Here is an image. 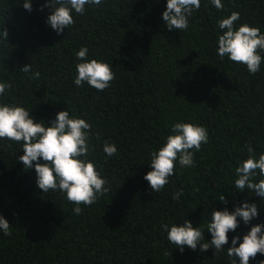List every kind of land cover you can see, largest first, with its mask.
<instances>
[{"label":"trees","instance_id":"1","mask_svg":"<svg viewBox=\"0 0 264 264\" xmlns=\"http://www.w3.org/2000/svg\"><path fill=\"white\" fill-rule=\"evenodd\" d=\"M23 3L0 0V30L8 33L0 38V82L12 85L0 104L23 106L49 126L63 110L86 119L92 126L87 159L108 191L76 214L66 193L38 187L36 162L25 168L19 159L23 142L0 139V215L11 232L0 230V264H232L233 237L239 246L251 227L264 225V198L235 188V168L249 155L245 146L251 142L257 159L264 153V51L254 74L221 59L218 21L238 11L234 27L248 23L264 34V0H221L222 9L201 0L184 31L165 25L167 0H101L82 15L73 10L74 24L59 34L47 23L54 11L48 0H31L30 11ZM81 47L87 59L110 64L115 78L103 91L74 84ZM25 64L31 73L21 70ZM176 122L203 125L208 142L192 150L194 166L177 161L169 182L153 192L144 179L151 153ZM105 143H115L117 154L108 156ZM258 173L255 182L264 178ZM244 201L255 203L258 215L248 223L238 217L219 251L201 252L198 245L181 252L161 227L188 219L210 243L212 213L234 211ZM261 260L258 253L249 264Z\"/></svg>","mask_w":264,"mask_h":264},{"label":"clouds","instance_id":"2","mask_svg":"<svg viewBox=\"0 0 264 264\" xmlns=\"http://www.w3.org/2000/svg\"><path fill=\"white\" fill-rule=\"evenodd\" d=\"M54 11L48 16L47 23L59 34L74 24L72 11L82 15L86 5H100L101 0H48ZM217 9H222L221 0H212ZM201 6V0H167V6L162 13L163 21L169 30H187L188 17L194 10ZM23 7L31 10V0H25ZM240 19L238 11H232L227 18L218 21L220 29L224 30L218 37V55L221 59L225 56L230 61L244 64L250 73L260 70L264 51V34L259 27L248 23L234 27ZM7 29L0 30V38L7 39ZM88 49L81 47L76 53L80 62L76 65L77 75L74 79L76 86H82L85 82L98 91H103L110 86L115 74L110 64L103 60L87 59ZM21 70L31 73V65L25 64ZM40 76L35 72L33 79ZM9 82H0V94L6 88H11ZM91 124L84 118L70 116L68 110L59 111L51 125H46L43 120L37 122L30 115L28 109L16 104H0V139H8L14 142H23V155L19 159L25 168L33 167L37 174V185L43 193L49 190H60L66 193L67 200L77 205L73 211L76 214L82 212L80 205H92L104 195L106 180L101 177L93 161L88 160ZM171 134L167 136L166 143L158 150L151 153L150 164L152 170L147 172L144 179L149 182L153 192L161 191L169 182V177L174 174L176 162L182 167L194 166L193 149L199 151L202 144L208 142V131L200 124L192 122H176L171 127ZM249 153L247 159L235 168V188L243 191L251 190L256 195L264 198V178L259 182L254 177H264V153L258 159L255 157L251 142L245 146ZM103 151L108 156L117 154L115 143H105ZM43 160V163L40 160ZM183 195V189L172 194L174 200H179ZM223 202L224 196L220 197ZM258 215L257 205L244 201L234 211L216 210L212 213V219L207 229L212 235L211 242L204 243V233L200 227H193L190 220L182 224L173 223L170 227L163 224L161 227L167 233V239L183 252L187 246L196 250L206 251L214 246L216 251L222 250L228 243L229 231H235L239 225L238 217L248 223ZM264 225L256 224L243 236L242 242L237 246L239 236L232 239V247L227 249V255L234 257L232 264H249V260L255 259L257 254H264ZM0 230L5 235H11L10 224L0 215ZM259 264H264L261 260Z\"/></svg>","mask_w":264,"mask_h":264}]
</instances>
